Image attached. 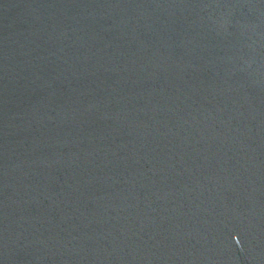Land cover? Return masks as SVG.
<instances>
[{
  "label": "water",
  "instance_id": "obj_1",
  "mask_svg": "<svg viewBox=\"0 0 264 264\" xmlns=\"http://www.w3.org/2000/svg\"><path fill=\"white\" fill-rule=\"evenodd\" d=\"M0 264H264V0H0Z\"/></svg>",
  "mask_w": 264,
  "mask_h": 264
}]
</instances>
